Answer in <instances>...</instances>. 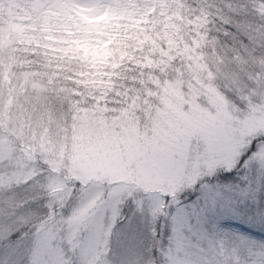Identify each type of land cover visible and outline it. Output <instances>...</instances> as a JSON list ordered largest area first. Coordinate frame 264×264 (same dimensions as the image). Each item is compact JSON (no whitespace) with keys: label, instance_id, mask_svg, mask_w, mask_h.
<instances>
[{"label":"clouds","instance_id":"1","mask_svg":"<svg viewBox=\"0 0 264 264\" xmlns=\"http://www.w3.org/2000/svg\"><path fill=\"white\" fill-rule=\"evenodd\" d=\"M0 15V264H31L53 227L62 264H232L210 223L178 248L172 218L218 183L214 145L264 133V0H3ZM111 157L140 162L118 193L95 164Z\"/></svg>","mask_w":264,"mask_h":264},{"label":"rangeland","instance_id":"2","mask_svg":"<svg viewBox=\"0 0 264 264\" xmlns=\"http://www.w3.org/2000/svg\"><path fill=\"white\" fill-rule=\"evenodd\" d=\"M9 2L21 4L22 6L24 0H9ZM2 3L3 0H0V4ZM19 11V8L15 9L13 15L19 13ZM2 19L3 16L0 15V21ZM258 135V132H248L237 140L218 143L211 148L207 163L213 158L220 162L214 168L208 166L210 174L215 173L218 179V183L211 185H218L225 189L227 198L223 201V211H221L220 205H217L215 211L201 212L199 221L196 216H190L188 221V224L192 226L191 230L210 223L214 231L223 234L222 242H232L229 240L230 235L233 238H241L245 242L244 244L248 246L246 248L245 264H264V245H262L264 240H258L256 236L252 237L254 233L264 237V227L261 226L264 222V203L260 204L259 198L256 197L258 191L263 187L261 183H264V141L258 140ZM241 156H243V159H241ZM132 163L138 164L140 162L132 157H129L126 162L119 157L101 158L95 161L97 166L114 173L112 179L117 183L123 179V176L118 173L122 172L127 164ZM150 163L158 165L163 162L154 161ZM228 163L232 166L231 171L227 170ZM115 190H121L119 183ZM198 197H201V191L199 195L192 194L186 200L174 202V215L181 209L190 214L194 205L199 212L204 205V201L202 198L198 200ZM173 226L176 227L174 224ZM191 230L188 225H185L179 231H174L173 237L176 244L178 241L182 244L184 234ZM55 232L56 229L53 227L46 229L39 236V238H42L45 233L51 234L49 242L51 251H44L40 257L44 264H62V256L56 247ZM36 244L32 249L31 259ZM230 245L233 249L232 264H241L239 252L236 253L234 244Z\"/></svg>","mask_w":264,"mask_h":264},{"label":"snow or ice","instance_id":"3","mask_svg":"<svg viewBox=\"0 0 264 264\" xmlns=\"http://www.w3.org/2000/svg\"><path fill=\"white\" fill-rule=\"evenodd\" d=\"M85 19H87V17H85ZM251 132H256V130L250 129L249 133ZM257 139L264 141V133H260L257 136ZM2 150H3V142L0 141V154H2ZM241 159H243V156H241ZM219 163H220L219 160L213 158L211 161L208 162V166L209 168H214ZM226 167L228 171L232 170V166L230 163H228ZM115 191L118 193L120 190H115ZM201 198L204 201V205L199 212L197 211L196 206L194 205L192 212L190 214L181 209L178 210V212L173 216V224L176 225L174 231H179L185 225H188L189 229L191 230L192 226L188 224L190 216H196L199 221L201 212H205L207 210L215 211L217 205H220L221 211H223V201L227 197L225 196V189L221 188L220 186L204 185L201 189V197H198V200ZM137 206L141 207L139 202H137ZM158 210H159L158 208L151 209V213L153 217H155L156 212ZM116 212H118V209H114V215L116 214ZM261 226L264 227V222H262ZM8 235H9V230L0 226V239L6 238ZM50 239H51V234L45 233V235L42 238H39L37 240L36 247L33 250L31 264H44V262L41 260L40 257L44 251H51L50 243H49ZM181 245L182 244L178 241L177 247L179 248ZM262 245H264V242H262ZM4 264H7V262L5 261ZM173 264H182V262L174 259Z\"/></svg>","mask_w":264,"mask_h":264},{"label":"trees","instance_id":"4","mask_svg":"<svg viewBox=\"0 0 264 264\" xmlns=\"http://www.w3.org/2000/svg\"><path fill=\"white\" fill-rule=\"evenodd\" d=\"M262 185H263V187H262V189L261 190H259L258 191V193H257V196L256 197H258L259 199H258V201H259V203L261 204V203H264V192H262V191H264V183H261ZM256 236V238L258 239V240H261V239H263L264 240V237H263V235L260 237L257 233H254V235H252V237H255ZM256 239V240H257ZM229 240L230 241H232V242H230L229 244H234V247H235V251H236V253L237 252H239V250H244V252L245 253H247V244H244L245 242H243L242 240H241V238H239V239H237V238H233L231 235L229 236Z\"/></svg>","mask_w":264,"mask_h":264}]
</instances>
